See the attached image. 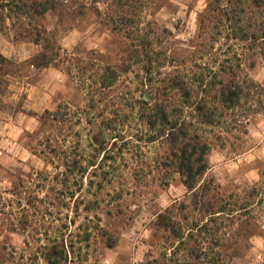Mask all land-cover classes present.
Segmentation results:
<instances>
[{"label": "rangeland", "instance_id": "1", "mask_svg": "<svg viewBox=\"0 0 264 264\" xmlns=\"http://www.w3.org/2000/svg\"><path fill=\"white\" fill-rule=\"evenodd\" d=\"M27 23L0 32V264H264V0ZM163 112L207 146L193 190Z\"/></svg>", "mask_w": 264, "mask_h": 264}, {"label": "trees", "instance_id": "2", "mask_svg": "<svg viewBox=\"0 0 264 264\" xmlns=\"http://www.w3.org/2000/svg\"><path fill=\"white\" fill-rule=\"evenodd\" d=\"M58 1L59 0H0V32L3 29L5 21L11 20V18L15 21H18L19 18L27 20V24L30 25L35 18L42 17L49 12H54L56 10V2ZM42 33L45 34L44 31H35L33 43L37 44L39 42V37ZM7 62L8 61L0 55V67ZM50 63L51 62H45L42 66ZM224 93L228 95L226 100H224L225 103L228 102L233 104L236 101L234 99L239 98V94H233L230 88H225L222 95H224ZM162 123L169 127V130L172 131L171 133L177 129V135L173 134L174 138L171 139V142L176 147L175 149L173 148L171 157L177 160L178 172L183 177V186L188 190H193L197 178L207 169V146L205 148L204 145L201 146L190 140L188 137V127L180 126L176 128L177 124L167 119L164 112L162 114ZM178 140H180L179 144Z\"/></svg>", "mask_w": 264, "mask_h": 264}]
</instances>
